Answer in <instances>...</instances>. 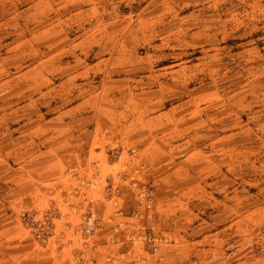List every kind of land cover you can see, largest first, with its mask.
<instances>
[{
	"label": "rangeland",
	"instance_id": "374dc122",
	"mask_svg": "<svg viewBox=\"0 0 264 264\" xmlns=\"http://www.w3.org/2000/svg\"><path fill=\"white\" fill-rule=\"evenodd\" d=\"M2 2L9 13L12 9L20 12L11 22L20 27L13 30L10 38L18 40L19 36H27L34 42V49L28 50L33 56L28 63L32 61L31 66L37 64L38 68L48 70L51 89H57L69 74H80L72 86L68 85L66 93L59 95L57 90L50 91L49 96L40 98L38 106L44 105V110H59L91 98L89 108L98 105L103 114L107 112L104 107L115 112L109 111L108 120L120 129V133L112 129L120 137L133 130L132 127H140L142 117L144 120L154 115L150 110L178 104L179 126L175 136L180 140L194 136L196 142L202 141L199 129L186 126L202 115L197 111L187 114L186 107L195 101L201 107L211 106L206 110L224 113L227 118L221 122L228 127L227 131L216 128L213 131L216 137L239 132L238 138L221 142L238 153L236 159L223 168L226 172L223 180L218 177L208 180V183L215 182L211 186H216L213 189L217 200L210 204L211 223L224 224L241 214L239 230L235 231L237 236L229 234L224 246L228 254L237 251L230 256V264H264V210L253 211L264 207V0ZM44 28L50 31L42 33ZM103 59H110L111 70L102 71L106 65L90 69ZM172 79H176L173 90L177 88V91L157 95L160 81L172 82ZM205 92H216L221 98L208 97L201 103L204 99L199 96ZM157 99L159 101L154 102ZM144 112L148 114L143 116ZM172 116L174 118L175 114ZM235 141L237 146H231ZM196 147L203 146L196 144ZM213 149L215 151L216 146L205 150ZM93 169L98 176L99 166L96 164ZM80 171L76 167L68 169L73 178H78ZM45 188L50 190L49 195L56 196L47 213L37 216L27 203L18 213L32 239L55 252L69 248L75 264H96L87 257V249L96 234L106 228L96 210L91 207L82 212L81 229L72 231L67 225L58 229L56 221L62 217L58 204L70 205L75 214L83 208L71 201L74 194L61 184ZM105 188L110 195L117 193L109 184ZM155 188V178L136 185L140 209L153 208ZM222 202L233 208L224 209ZM121 231L119 226L109 228L112 243L132 244L139 240L151 251L168 243L165 236L156 235L145 226H131L123 240L119 237ZM74 236L80 238V244ZM130 252L128 249L118 256H110L107 263L117 264Z\"/></svg>",
	"mask_w": 264,
	"mask_h": 264
},
{
	"label": "crops",
	"instance_id": "0c3cea01",
	"mask_svg": "<svg viewBox=\"0 0 264 264\" xmlns=\"http://www.w3.org/2000/svg\"><path fill=\"white\" fill-rule=\"evenodd\" d=\"M2 1L0 264H75L69 248L55 252L38 245L18 215L24 203L30 204L37 216L47 213L56 196L49 195L50 190L45 187L58 184L71 191L74 194L71 201L83 208L75 214L70 205L58 204L62 211V217L56 221L58 229L64 225L70 226L72 231L81 229L82 212L91 207L106 225L87 249V257L94 259L96 264H110L107 263L110 256H118L128 249L131 251L128 257L117 264L132 261L137 264H230V256L237 251L228 254V248L224 246L228 243L229 234L237 236L235 231L239 230L241 214L214 226L209 209L210 204L217 201L213 189L216 186H211L214 181L208 183L214 177L223 180L222 177L226 176L223 168L237 157V150L221 142L236 139L240 133H223L216 137L213 131L215 128L227 131L228 127L221 122L227 118L226 115L206 110L210 105L201 107L192 101V106L186 107L187 114L197 111L202 115L186 126L192 130L199 129L202 141L196 142L194 136L182 140L175 136L179 126L176 116L180 108L178 104L150 110L154 115L144 120L142 117L140 127L133 128L131 123L129 128L133 130L120 137L112 131L119 132L120 129L113 127L108 120L109 113L115 112L103 106L107 109L103 114L98 105L89 108L91 98L59 110H44V105L38 106L39 99L49 96L50 91L57 90L59 95L66 93L68 85L72 86L80 74H69L57 89H51L52 79L48 70L38 68L37 64L31 66L32 61L28 63L33 58L28 50L34 49V42L27 36H19L18 40L10 38L13 30L20 27V24H11L20 12L12 9L9 13ZM48 31L50 28H44L42 33ZM110 63V59H103L90 69L106 65L102 71H109L113 67L109 66ZM173 80L176 79L160 81L157 95L177 91V88L173 90L177 83ZM200 97L204 99L201 103L208 97L221 98L216 92H205ZM157 101L159 99L154 102ZM147 114L144 112L142 115ZM236 142L231 146L236 147ZM196 144L203 147L198 148ZM208 146H216V150H205ZM96 164L99 166L98 176L93 169ZM72 167L81 170L78 178L68 173ZM56 177L60 179L54 181ZM149 178H155V202L153 208L146 211L137 204L135 187ZM106 184L117 193L110 195ZM217 184L221 186L222 182ZM222 203L224 209L233 208ZM262 210L263 206L253 211ZM133 225L145 226L150 232L165 236L168 243L157 251H151L139 240L132 244L111 242L109 228L119 226L122 230L119 237L123 240ZM230 230L234 233H229ZM73 239L80 244L79 237L74 236Z\"/></svg>",
	"mask_w": 264,
	"mask_h": 264
}]
</instances>
